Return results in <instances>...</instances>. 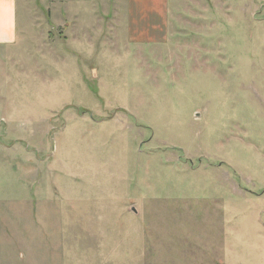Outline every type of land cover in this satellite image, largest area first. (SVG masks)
Here are the masks:
<instances>
[{"label": "rangeland", "instance_id": "1", "mask_svg": "<svg viewBox=\"0 0 264 264\" xmlns=\"http://www.w3.org/2000/svg\"><path fill=\"white\" fill-rule=\"evenodd\" d=\"M119 5L17 0L0 264H264V0H168L144 43Z\"/></svg>", "mask_w": 264, "mask_h": 264}, {"label": "crops", "instance_id": "2", "mask_svg": "<svg viewBox=\"0 0 264 264\" xmlns=\"http://www.w3.org/2000/svg\"><path fill=\"white\" fill-rule=\"evenodd\" d=\"M64 1L69 2L70 0ZM113 1L116 5L120 4L121 7L123 5V9H116L113 15L117 18L123 17V22H125L123 30L129 41L144 43L162 42L166 39L168 0ZM86 5L88 6V4ZM88 8L91 7L88 6ZM90 13L95 17L93 11ZM78 17V14L74 16V18ZM95 18L98 19V17ZM90 26L92 28V24ZM17 39V0H0V45L14 44Z\"/></svg>", "mask_w": 264, "mask_h": 264}]
</instances>
